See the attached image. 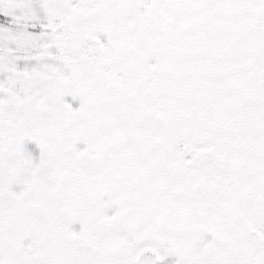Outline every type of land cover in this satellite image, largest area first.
Segmentation results:
<instances>
[{
  "label": "snow or ice",
  "instance_id": "snow-or-ice-1",
  "mask_svg": "<svg viewBox=\"0 0 264 264\" xmlns=\"http://www.w3.org/2000/svg\"><path fill=\"white\" fill-rule=\"evenodd\" d=\"M0 264H264V0H0Z\"/></svg>",
  "mask_w": 264,
  "mask_h": 264
}]
</instances>
